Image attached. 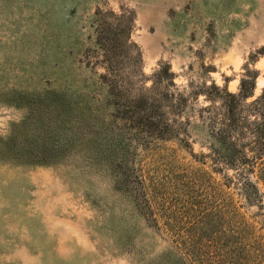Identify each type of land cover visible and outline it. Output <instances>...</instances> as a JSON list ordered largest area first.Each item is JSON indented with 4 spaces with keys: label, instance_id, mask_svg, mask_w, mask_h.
Masks as SVG:
<instances>
[{
    "label": "rangeland",
    "instance_id": "374dc122",
    "mask_svg": "<svg viewBox=\"0 0 264 264\" xmlns=\"http://www.w3.org/2000/svg\"><path fill=\"white\" fill-rule=\"evenodd\" d=\"M121 9L135 14L145 76L168 64L181 88L226 77L235 92L248 65L260 73L255 95L264 88V0H0V264L185 263L176 246L190 233L145 217L137 177L167 193L211 197L214 185L264 238V185L251 178L261 199L247 202L242 179H207L193 118L167 141L117 118L92 21Z\"/></svg>",
    "mask_w": 264,
    "mask_h": 264
},
{
    "label": "trees",
    "instance_id": "16d2710c",
    "mask_svg": "<svg viewBox=\"0 0 264 264\" xmlns=\"http://www.w3.org/2000/svg\"><path fill=\"white\" fill-rule=\"evenodd\" d=\"M135 20L132 11L121 9L120 13L98 10L92 21L94 59L105 71L101 79L110 88L117 118L146 139L165 141L193 125V118L207 135V153L195 157L201 167H208L209 173L203 172L206 178L213 179V173L223 179H242L245 200L260 201L259 191L250 181L259 179L264 185V88L255 95L259 71L245 65L235 92L229 91L226 77L221 86L212 80L209 85L204 81L181 88L174 83L168 64L160 63L147 77L142 52L132 39ZM133 183L137 206L151 223L157 226L158 218L163 219L169 232L190 233L191 244L176 246L185 258L182 264H264V238L255 237L230 198L217 199L214 185L215 194L209 197L194 190L193 195L188 192L190 187L167 193L158 181L139 177ZM203 255L206 259L199 262Z\"/></svg>",
    "mask_w": 264,
    "mask_h": 264
}]
</instances>
